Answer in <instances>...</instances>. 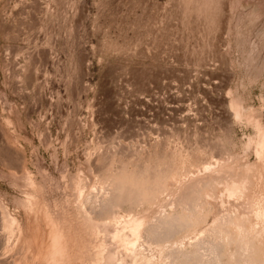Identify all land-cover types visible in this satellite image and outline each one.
Here are the masks:
<instances>
[{
    "label": "rangeland",
    "instance_id": "obj_1",
    "mask_svg": "<svg viewBox=\"0 0 264 264\" xmlns=\"http://www.w3.org/2000/svg\"><path fill=\"white\" fill-rule=\"evenodd\" d=\"M0 264H264V0H0Z\"/></svg>",
    "mask_w": 264,
    "mask_h": 264
}]
</instances>
